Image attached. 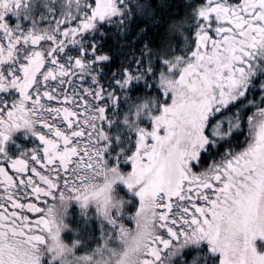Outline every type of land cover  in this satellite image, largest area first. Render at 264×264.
<instances>
[{
  "label": "snow or ice",
  "instance_id": "obj_1",
  "mask_svg": "<svg viewBox=\"0 0 264 264\" xmlns=\"http://www.w3.org/2000/svg\"><path fill=\"white\" fill-rule=\"evenodd\" d=\"M169 8L0 0V264H264V0Z\"/></svg>",
  "mask_w": 264,
  "mask_h": 264
},
{
  "label": "rangeland",
  "instance_id": "obj_2",
  "mask_svg": "<svg viewBox=\"0 0 264 264\" xmlns=\"http://www.w3.org/2000/svg\"><path fill=\"white\" fill-rule=\"evenodd\" d=\"M23 136L21 133H16L14 135V139L17 140L18 137ZM24 137V136H23ZM25 139H27V142L25 141L24 144L27 145V147H31L33 145L35 141V138L32 137H24ZM20 143V142H18ZM38 143V141H37ZM114 193L117 194L118 196H124L129 200V203L126 205L128 211H133L134 210V206L135 203L138 202L137 198L134 196V194L129 193L127 191V189L125 188V186L119 182H117L114 185ZM68 213L69 215L66 217V222L71 226V227H75L78 223H83V218L80 216V211H79V207L78 205L73 202L71 203L69 209H68ZM126 223L129 224V226H133L131 225L130 220H125ZM71 227L69 229H66L64 231H62L61 233V237L62 239L65 240V242L70 243L72 241V239L74 238V233L71 231ZM88 227L93 231V233L98 237L99 236V225L98 222L95 220V218H92V220L89 222ZM46 259V258H45Z\"/></svg>",
  "mask_w": 264,
  "mask_h": 264
},
{
  "label": "trees",
  "instance_id": "obj_3",
  "mask_svg": "<svg viewBox=\"0 0 264 264\" xmlns=\"http://www.w3.org/2000/svg\"><path fill=\"white\" fill-rule=\"evenodd\" d=\"M153 2H157V0H153ZM164 3H167V4H170L171 5V8H169V11L173 10V9H176V10H180V6H181V2L182 0H163ZM116 47V44L114 43L113 41V38L112 37H108L105 42H104V48L105 49H108V48H115ZM117 59L118 58H115L113 59V63H116L117 62ZM20 137H18L19 139ZM21 138H23V142L24 141V137L22 136ZM20 138V140L22 141V139ZM17 139V140H18ZM20 141V142H21Z\"/></svg>",
  "mask_w": 264,
  "mask_h": 264
},
{
  "label": "flooded vegetation",
  "instance_id": "obj_4",
  "mask_svg": "<svg viewBox=\"0 0 264 264\" xmlns=\"http://www.w3.org/2000/svg\"><path fill=\"white\" fill-rule=\"evenodd\" d=\"M18 133H20V132H18ZM21 137H22V136H21ZM21 137H20V138H21ZM14 138H15V137H13V140L16 141V142H20V141H21L20 138H19L18 140H15ZM21 139H22V141L20 142V144H23L25 147H27V145L24 144V142H23V138H21ZM24 141L27 142V139H24ZM8 147H9L10 149L13 148V147H14L13 143H12V142H9Z\"/></svg>",
  "mask_w": 264,
  "mask_h": 264
}]
</instances>
